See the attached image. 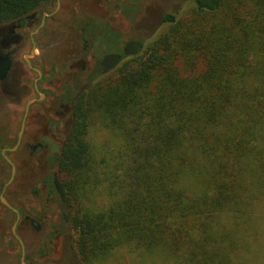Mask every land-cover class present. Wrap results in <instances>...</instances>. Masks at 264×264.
I'll use <instances>...</instances> for the list:
<instances>
[{"label":"trees","instance_id":"16d2710c","mask_svg":"<svg viewBox=\"0 0 264 264\" xmlns=\"http://www.w3.org/2000/svg\"><path fill=\"white\" fill-rule=\"evenodd\" d=\"M46 1L0 0V23ZM192 1L146 42L115 45L78 97L60 187L80 264L121 246L179 264H264V244H250L264 240V0ZM94 117L122 139L121 176L85 139ZM104 180L115 198L89 206Z\"/></svg>","mask_w":264,"mask_h":264},{"label":"flooded vegetation","instance_id":"af4514ba","mask_svg":"<svg viewBox=\"0 0 264 264\" xmlns=\"http://www.w3.org/2000/svg\"><path fill=\"white\" fill-rule=\"evenodd\" d=\"M161 2L47 0L0 23V264H80L60 187L77 100L115 45L165 25Z\"/></svg>","mask_w":264,"mask_h":264},{"label":"rangeland","instance_id":"374dc122","mask_svg":"<svg viewBox=\"0 0 264 264\" xmlns=\"http://www.w3.org/2000/svg\"><path fill=\"white\" fill-rule=\"evenodd\" d=\"M161 3L163 4L164 11H170L174 14L188 13L194 4L192 0H162ZM112 6H113L112 2H110L109 7L111 8V10H112ZM148 20L155 22L153 18H148ZM116 27L118 31L123 33L124 36L127 35L125 34L124 31L125 29L124 23H117ZM151 27H152L151 24L147 28L145 27V31L147 32L143 34L144 36L142 37H146V35L149 34L150 32L149 30ZM154 35L155 34H153V36ZM178 62H179L178 66L180 65L182 67L181 65L182 62L181 61ZM100 76H101L100 73L95 74L88 82V84H85V88H87L89 91L90 90L89 88H91L90 84ZM85 139L87 140L88 145L92 149L98 161L101 160L102 162V159L105 158L104 159L105 165L107 164L109 165L105 167V169L107 171L109 170L112 173L121 176L122 169L127 167V163L122 162L120 159L122 157L119 156L122 146V139L117 137L116 134L113 133L112 131L103 128L100 125L99 120L95 117L91 118V120L89 121V126L85 135ZM102 170L104 171V168H102ZM101 176H105V175L101 174ZM109 181L111 182V180ZM109 181L104 180L103 182L98 184L96 188L90 190L86 194L88 200L87 204H89V206L97 209H105L111 204V201L115 198V195L114 194L111 195L109 193V189H108V187L110 186ZM122 192L123 190L118 189V193L116 196L120 195ZM257 201L261 202V206L259 207L258 204H255L254 214L258 217H262V219L264 220V196ZM250 244L252 246L251 248H254L255 246L263 245L264 240L259 239L258 242L256 243L250 242ZM94 264H179V262L173 257L166 255L162 252L148 253L145 252L140 247L121 246L113 249L112 252L106 258L101 259L100 261H97ZM250 264L253 263L250 262Z\"/></svg>","mask_w":264,"mask_h":264}]
</instances>
